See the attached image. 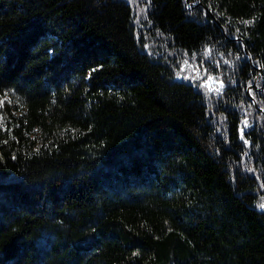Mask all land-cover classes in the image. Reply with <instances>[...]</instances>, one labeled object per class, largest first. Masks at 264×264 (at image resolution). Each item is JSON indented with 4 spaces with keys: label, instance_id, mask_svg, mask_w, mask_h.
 Segmentation results:
<instances>
[{
    "label": "trees",
    "instance_id": "trees-1",
    "mask_svg": "<svg viewBox=\"0 0 264 264\" xmlns=\"http://www.w3.org/2000/svg\"><path fill=\"white\" fill-rule=\"evenodd\" d=\"M0 99V264H264V0H0Z\"/></svg>",
    "mask_w": 264,
    "mask_h": 264
},
{
    "label": "snow or ice",
    "instance_id": "snow-or-ice-1",
    "mask_svg": "<svg viewBox=\"0 0 264 264\" xmlns=\"http://www.w3.org/2000/svg\"><path fill=\"white\" fill-rule=\"evenodd\" d=\"M243 23H245V24H249V23H251V21H243ZM185 64H187V61H185ZM5 97H7V93H5ZM2 105H3V100L0 99V107H2ZM0 120H2V117H0ZM245 123H247V122L245 121ZM37 151H39V149H37ZM260 207H261V208H264V203H262V204L260 205Z\"/></svg>",
    "mask_w": 264,
    "mask_h": 264
}]
</instances>
